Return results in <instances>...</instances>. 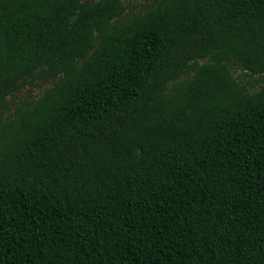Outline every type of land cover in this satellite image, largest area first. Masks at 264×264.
Returning a JSON list of instances; mask_svg holds the SVG:
<instances>
[{
	"label": "trees",
	"instance_id": "16d2710c",
	"mask_svg": "<svg viewBox=\"0 0 264 264\" xmlns=\"http://www.w3.org/2000/svg\"><path fill=\"white\" fill-rule=\"evenodd\" d=\"M0 264H264V0H0Z\"/></svg>",
	"mask_w": 264,
	"mask_h": 264
},
{
	"label": "rangeland",
	"instance_id": "374dc122",
	"mask_svg": "<svg viewBox=\"0 0 264 264\" xmlns=\"http://www.w3.org/2000/svg\"><path fill=\"white\" fill-rule=\"evenodd\" d=\"M158 0H124L127 12H139L145 10L149 5L157 2ZM234 76H240L241 71L238 69L233 70ZM49 83L37 82L35 85H26L18 94H16L12 101L18 104L24 101H29L32 98L38 97L47 87Z\"/></svg>",
	"mask_w": 264,
	"mask_h": 264
}]
</instances>
